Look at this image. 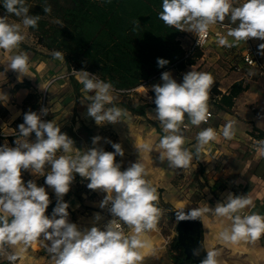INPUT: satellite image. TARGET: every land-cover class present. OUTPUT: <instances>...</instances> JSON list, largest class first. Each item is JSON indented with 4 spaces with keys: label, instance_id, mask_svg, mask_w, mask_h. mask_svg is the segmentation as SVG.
Wrapping results in <instances>:
<instances>
[{
    "label": "clouds",
    "instance_id": "obj_1",
    "mask_svg": "<svg viewBox=\"0 0 264 264\" xmlns=\"http://www.w3.org/2000/svg\"><path fill=\"white\" fill-rule=\"evenodd\" d=\"M234 3L238 0H162L158 17L168 27L195 34L198 45L206 41L212 26L223 25L226 18L234 27L229 26L226 35L216 33L220 46L232 48L252 38L264 41V0H244L239 6ZM0 4L6 10L5 15L0 16V49L11 52L25 38L22 27L36 28L42 16L30 14L27 0H0ZM43 11L50 14L51 6L45 3ZM10 16L19 18L20 22L10 23ZM134 24L139 26L138 21ZM258 49L264 55V43L259 44ZM53 56L65 60L60 51H54ZM168 63L166 59H157L160 68ZM9 69L19 74L18 79L27 75L29 56L23 52L11 56L5 71ZM73 71L83 86L82 91L91 93L86 96L87 116L94 119L96 125H115L127 116L125 109L113 103V93L117 90L110 79H101L86 70ZM213 82V76L207 72L191 70L183 75L182 82H177L170 71H164L160 83L152 86L156 106L154 119L165 133L157 145L162 150L159 159L166 160L169 168L188 169L193 157L199 159L206 146L218 139L216 130L205 128L197 134L193 152L184 147L186 141L181 131L185 115L191 125L207 123ZM7 98L0 91V101ZM49 111L42 107L39 112L24 113L15 146L0 145V257L15 264L20 251L38 242L51 264H142L141 250L149 246L142 236L156 228L161 215L157 189L146 179L148 172L144 164L138 160L122 171L121 163L116 162L117 156L125 154L122 145L107 140L114 151H105L100 146L102 137L98 135L92 137L91 147L83 151L77 149L74 140L61 132V125L42 118ZM235 126L236 121L229 120L222 129V136L231 140L236 134ZM33 133L35 140L31 141ZM151 147L150 143H145L142 150L150 151ZM256 151L264 155V140L256 141ZM22 170L44 177L45 185L55 193L56 205L50 217L45 215L51 203L48 191L38 186L35 179L25 183ZM75 174L89 181L88 189L106 193L99 207L108 208L113 219L103 228L92 226L81 230L69 221V203L64 196L70 191ZM249 207H255L250 197L228 193L214 208L197 207L185 212V206H180L176 219L197 220L213 212L231 221L230 227H223L219 232L222 242H255L264 235V215L244 214ZM100 218L96 214V220ZM121 224L131 229L132 234H126ZM219 255L218 250H208L201 264H218Z\"/></svg>",
    "mask_w": 264,
    "mask_h": 264
},
{
    "label": "crops",
    "instance_id": "obj_2",
    "mask_svg": "<svg viewBox=\"0 0 264 264\" xmlns=\"http://www.w3.org/2000/svg\"><path fill=\"white\" fill-rule=\"evenodd\" d=\"M242 2L243 0H238L234 6H239ZM225 22H229L227 18ZM212 28L217 29L216 26ZM227 31L228 28L223 29L222 35H226ZM181 33L182 47H186L193 33L186 31ZM251 40L255 44L259 58L264 61V55L260 54L258 49V45L264 41L256 38ZM22 42L32 45L34 50L25 49L21 44L11 52L0 49V91L8 97L0 101V145L7 143L11 147L15 146L18 125L23 123L24 113L38 111L45 91L47 108L50 109L47 120H54L61 125V132L74 140L77 149L83 151L91 147L92 137L98 135L102 137L100 146L105 151H114L107 140L122 145L125 154L123 157H116V162L121 163L122 171L138 160L144 164L148 172L146 179L157 189V206L164 218L180 206H185L184 210L197 207L214 208L218 202H223L228 193L248 196L253 200L255 207L246 208L244 210L246 214L255 212L264 215V155L256 151V141L264 140V136L259 135L260 130L264 131V79L258 75L256 67L248 66L242 61L244 42L227 48L220 46L218 38L213 36L196 63L186 65L182 70L174 67L165 70L170 71L177 82H182L183 75L191 70L207 72L213 76L214 82L209 99L212 117L209 123L194 126L185 115L184 124L187 127H181L186 141L184 147L193 152V145L200 131L211 127L218 133V139L206 146L199 159L194 156L188 168L190 170L202 168L206 176V181L200 177L204 185L197 194L200 198L197 197L194 201L189 197H183L177 191L176 176L187 169L169 168L166 160L159 159L162 150L157 145L165 133L159 121L154 119L155 93L151 94L149 90L153 85L160 83L161 73L164 71L150 78L145 84L130 89H116L117 91L113 93L115 97L113 103L125 109L127 116L115 125L98 126L94 119L87 116L89 101L86 100V96L91 93L82 91L83 86L66 59H56L46 48L35 44L32 37L29 41ZM21 52L29 56V72L18 79L17 72L5 69L10 57ZM234 66H240V70L233 68ZM24 80L29 83L15 86ZM237 82L241 84L242 90L233 97V105L227 107L219 99ZM229 120L236 121V134L231 140L222 136V129ZM30 140H35L34 133ZM145 143L151 144L150 151L142 150ZM60 154L62 153H58ZM22 179L25 183L35 179L38 186L46 188L51 203L45 215L50 217L56 205V197L53 190L45 185V178L33 176L31 172L22 170ZM105 195L106 193L100 190L86 191L82 178L75 174L70 191L64 196L65 202L69 203V221L76 223L81 230L95 226L105 217V210L99 207ZM96 214L101 217L98 221ZM199 220L204 248L206 251H219L218 264H264V235L255 242L226 244L219 239V232L223 227H230L231 221L217 217L213 212L205 214ZM125 233L131 235L132 230L125 226ZM40 239H43V235ZM142 239L149 245L141 250L142 264H173L172 258L167 255L163 246L164 238L159 228L146 232ZM0 264L9 262L5 257H0ZM15 264H51V260L36 242L26 250L20 251Z\"/></svg>",
    "mask_w": 264,
    "mask_h": 264
},
{
    "label": "trees",
    "instance_id": "obj_3",
    "mask_svg": "<svg viewBox=\"0 0 264 264\" xmlns=\"http://www.w3.org/2000/svg\"><path fill=\"white\" fill-rule=\"evenodd\" d=\"M27 3L30 14L42 16L36 28H27L35 44L51 54L62 52L72 69L86 70L98 74L101 79H110L116 89L145 84L170 67L182 70L186 65L196 63L203 53L196 49L185 57L181 31L166 26L158 17L162 0H27ZM45 3L52 9L47 15L43 11ZM0 11H6L2 4ZM10 18L19 20L15 16ZM134 21H138L139 26ZM20 44L25 49L34 50L32 45ZM158 58L169 63L160 68ZM28 83L24 80L15 86ZM241 90V84L234 83L227 94L221 95L220 102L231 107L233 97ZM149 92L154 94L151 90ZM259 135L264 136V131L260 130ZM198 176L205 179L202 168H198ZM170 215L176 216V211ZM174 241L175 236L170 242V250L173 264H178L182 248Z\"/></svg>",
    "mask_w": 264,
    "mask_h": 264
},
{
    "label": "built area",
    "instance_id": "obj_4",
    "mask_svg": "<svg viewBox=\"0 0 264 264\" xmlns=\"http://www.w3.org/2000/svg\"><path fill=\"white\" fill-rule=\"evenodd\" d=\"M243 2H244V0H243ZM214 26H216L217 29L214 30L212 27L209 29L208 36L206 38V41L203 44H200V45L197 44V37L195 36V34H192L190 36L189 44L186 47H184L185 48V54H184L185 57H188L196 49H200L203 52V50L205 49L206 45L208 44V41L213 36L217 37V35H216L217 32H219L222 35V30L223 29H227L229 26H233V25H229V22H224L223 25L218 23V24H216ZM241 59L246 65L256 67L258 75L262 79H264V61H262L259 58V55H258L257 50L255 48V44L253 43V41L251 39H249L247 42H244V48H243V51H242ZM250 60H252L253 62H250ZM233 68H235L237 70H240V66H234ZM76 71H78V70H76ZM72 72H74V71L72 70ZM52 80L50 82H52ZM42 107H47V100H46L45 91H44V93L42 95L41 103H40V106H39L37 112H39ZM209 113H210V116H209V119H208L207 123H209L210 118L212 117V111L211 110H209ZM42 118L44 120H47V116H44ZM207 123H204V124H207ZM182 127L185 128V127H187V125L184 124V125H182ZM82 183H83V187H84V189L86 191H91V189H88V187H87V184L89 183V181H87V180L82 178ZM109 207H110V205H109ZM104 210H105L104 219H102L100 222H98L95 225V226H98L100 228H103L110 220L113 219L112 215L108 211V208H104ZM244 214H246L245 211H244ZM121 226L124 228V231H125V226L126 225L121 224Z\"/></svg>",
    "mask_w": 264,
    "mask_h": 264
},
{
    "label": "rangeland",
    "instance_id": "obj_5",
    "mask_svg": "<svg viewBox=\"0 0 264 264\" xmlns=\"http://www.w3.org/2000/svg\"><path fill=\"white\" fill-rule=\"evenodd\" d=\"M3 15H5V13L0 11V16ZM9 22L19 23L20 20H13L9 17ZM22 34L25 37L24 40L26 41L30 40L31 35L27 28L22 27ZM176 179H177L176 180L177 191L180 195H183V197L184 196L189 197V199L191 198L190 200L192 201L196 200L197 197L198 199L200 198V196H197V194L201 192L200 189L203 188L204 183L201 181L200 177L198 176V168H195L194 170H190V169H187L186 171L183 170L176 176ZM175 222H176V216L169 215L167 218H164V215H160L156 226L157 228H159V230L163 235L164 238L163 246L166 249L167 255L171 258L173 252L170 250V242L175 236L174 234Z\"/></svg>",
    "mask_w": 264,
    "mask_h": 264
},
{
    "label": "water",
    "instance_id": "obj_6",
    "mask_svg": "<svg viewBox=\"0 0 264 264\" xmlns=\"http://www.w3.org/2000/svg\"><path fill=\"white\" fill-rule=\"evenodd\" d=\"M188 210H185L187 212ZM175 245L182 248V256L178 259V264H201L206 258L207 251L202 242V230L200 220L178 221L176 219ZM198 252V255L196 254Z\"/></svg>",
    "mask_w": 264,
    "mask_h": 264
}]
</instances>
